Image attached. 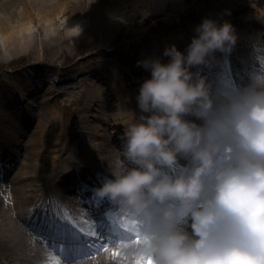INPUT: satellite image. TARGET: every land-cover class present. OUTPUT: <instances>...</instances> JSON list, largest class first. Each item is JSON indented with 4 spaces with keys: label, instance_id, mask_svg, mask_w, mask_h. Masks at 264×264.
<instances>
[{
    "label": "bare ground",
    "instance_id": "obj_1",
    "mask_svg": "<svg viewBox=\"0 0 264 264\" xmlns=\"http://www.w3.org/2000/svg\"><path fill=\"white\" fill-rule=\"evenodd\" d=\"M26 1L28 2L30 0H21V3ZM31 1L35 4L37 10L42 11L41 15L42 17H45L48 24L52 20L47 16V14L52 13V11L56 14L54 17L56 20L54 22L57 26L63 25L62 22L64 21L69 24H73L74 27H78L80 24L84 23L81 16H71V12L74 10V6L71 4V1L73 0ZM163 2L172 3L173 5L179 3L178 0L135 1L137 5L145 6L148 11L151 10V6L159 7ZM11 7L13 6L9 0H3L0 2V15L5 16L4 12L6 9L10 10H8V13H11L13 11ZM143 13L147 14V11H143ZM255 20H263L264 22V12H249L238 17L236 20H229L227 22L225 19L223 22L221 21L214 24L211 21V31L203 30L199 32L198 29H195L188 30L186 34L183 32H176L170 36H160L152 40L151 44L144 45L145 48L156 46V49H158V57H154L151 60L148 59L149 61L146 64V71L150 74L161 75L162 70L166 68L168 72L164 73L165 77L167 74L170 77L172 76V73H175L177 75L175 79L179 78L180 82H184V85L182 84V86L176 87L181 88L183 91L188 93L186 98H192L191 101H187V99H185L187 102L180 105L178 104L179 102L175 101V87H171L165 82L162 84V86L166 88V92L163 93V95L161 94L159 102H161V100L162 102L164 101L163 105L166 106V108H163L162 106H151L152 113L147 116L149 121L147 125L149 128L151 126V132L155 131L154 133L158 136L159 134L160 136L164 133L166 134V140L164 143L162 142V144H159L157 140H155V143H152L151 140L147 139V133L143 132L142 129H138V126L132 122L133 113L127 123L125 121H120L121 114L113 113L108 115L109 111L107 110L111 108L109 107V105H111L110 97L102 94L101 98H97L99 95L95 92L105 87L106 89H111L114 94L113 97L116 99H120L122 97V92L117 91V88H119L118 83L111 84L115 78V74L112 73L110 67L106 65V62L104 61L105 59L98 58L95 62L92 61V63L87 66V69L90 71V73L88 72L90 75L81 79L83 81L82 84L86 83L85 88L82 89V94L85 98L92 99L91 109H88V107L87 109L85 108L86 113L90 111L89 115L87 114L85 117L80 115L79 119L81 121L75 122V126H73V129L70 130L74 133L73 135H75V133L80 131V127H82L84 128V130H81L82 132H87L88 134L92 133L94 136L87 134L88 140H86L83 145L80 143L72 145L73 143L70 144L67 141L68 147L58 149L49 148L47 149V152H54V154H51L48 159L39 160L34 164L31 162V157L34 156L35 151H38L40 148L38 143L40 142L39 137H41L42 134L37 135V133L35 131L32 132L30 128V130H27L26 133L22 134L24 135L23 141H25V138L30 135L29 141L26 139L25 144H23L24 142H20L19 139L12 141L15 131L19 132L20 124L23 125L27 120L29 121L31 103H34V101L30 100L28 104H25V97L30 96V99L32 97L35 99L34 95L37 96L42 88L45 92L52 93L56 90L55 85L58 86V83H63L65 81H61L59 79L58 81L56 79L54 80V83L50 85L48 82L49 77L44 78L48 68L43 65V61L40 58L33 59L36 60V64L33 63L28 65V67H24V69L31 68L28 70L33 71L36 74L35 79L38 82L36 84L30 83V78H33L31 77L34 74L33 72L31 75L30 73H25L23 69H20L15 73V75H17V79L14 81V79L10 76L13 72L8 70L7 73H5L7 80H3L5 83L2 86L3 93L0 91V170H3V168L7 167V165L13 166L15 163L14 160H17V163H19L20 157L18 154L20 153L19 148L21 147L22 149L27 148L30 150L27 151L26 149V157L24 154L25 158H22L24 160L27 159L28 162H30L29 167H32V169L20 166L16 172L12 173V175L8 174L6 184H0V264H46V260H48L49 255L48 250L43 245L39 244L33 235L30 234L29 230H27L28 225L24 223V219L22 220L19 214L21 211L23 213V218L27 219V217H29L28 213H32L33 209L31 206V198H33L35 202L39 201L41 198L40 194H42V192L45 193L47 197L45 205L48 206V204H50L53 209V217L55 216L56 218H60L58 215L60 211L64 210L62 209L64 205L71 217L76 220L80 228L93 229V223L89 222V212H87V210L80 204V201H78L77 193L75 196H71L72 191L71 193L67 192V194L73 198L69 197L70 199H67L65 194L66 192L59 187L57 180L59 179V173L61 176L59 180L63 181L64 184H66L65 186L72 183L73 179L74 182H82V185L87 183L93 189L99 190L101 188L100 183L102 180L105 179L106 181H111L110 178H105V173L112 176L115 175V178L117 179L116 181L121 183V179H125L124 176H122L123 178L120 176V174L123 173V170L119 172V169H117L115 171L114 167H120L121 165V167H123L128 162L133 160L134 157L141 161L143 166H141L142 168L139 167L140 170H136V167H133V169H135L136 172L141 171L143 173V177L146 178V182L153 175L154 171L150 170L149 167L152 162H155L158 164V168L156 169L158 177L161 176V178H164V181H167L168 185L170 184L169 177L171 179L179 172H184L183 165L186 164L195 167L196 170H194L196 172L202 171L203 174L201 175L202 179L199 181V186H202L205 191L209 188V185H206L207 182L212 184L215 181L214 186L209 189L210 191L222 186V189H219L220 192L232 193L229 195L230 198H226L227 201L230 202L232 199H239L240 193L238 190H240V188H232L227 184L232 178L225 175L223 179L216 181L217 178L224 175L222 174L223 170L220 168L213 169L211 166L204 169L196 164L201 163L202 165H205L206 163H210L209 160L204 161L205 158L202 157L203 153L200 151L199 147L212 148V152L207 151V155H215L217 159H219V162L222 160V163H224L225 159L230 158L233 165L238 166L240 164L241 160L236 159L235 157H241V152L244 151V149L240 148V144H236L237 142L243 143V141L240 140L242 139L240 136V124L237 123L235 126L233 125V122H230V124L227 125L223 124V121L233 119V111L236 113H239L240 111L232 110L230 108L231 106L229 100L226 97L221 98V96L217 95V93L215 94L213 92L215 89L210 88L212 86L208 88L205 86V83L201 81L198 82L197 78L200 74H196V77H190L186 73L187 71H191L188 68H185L187 69L186 72L185 70H182L181 73L169 71V68L170 70L172 69L169 66V63L163 58L170 59V61L174 58H178V63L182 62L183 64L187 62L189 58H192V60L198 58V60L203 61L200 65L199 72H204V76L207 80H209V82L216 80L224 83L226 89L231 86L236 89L238 88V90L241 89L238 85L244 87L245 85H241L240 82L245 79H257L262 89L264 88V26L260 27L261 25H257ZM15 25L16 24L13 25V28ZM13 28L11 30L10 27H8L6 31L5 37H7V40L15 42L17 40V36L20 37V40L24 39L25 41L28 39L29 36H27V33L24 32V28H21V30H18L17 32H15ZM15 33H17V36H13ZM186 35H188L192 40L189 41ZM95 53H98V49L93 52V54ZM88 56H90V54ZM97 56H99V54ZM217 57L221 59L222 64H226H223V66L220 64H214L211 60L216 59ZM185 59L186 61H184ZM140 63L144 66L143 60H141ZM111 64L113 66V62H111ZM226 66L227 69H225ZM70 67L72 68V66ZM80 70L81 71H79L80 74L78 76H81V74L83 75L85 72V69ZM227 70H231V72L228 73ZM75 71L76 74L66 78L68 79L66 81L72 83L77 80V73L79 72H77V70ZM109 80L110 87L107 86ZM46 82H48L47 85L45 84ZM170 89H172V91H169ZM238 90H236V92H238ZM31 93L34 95H31ZM100 93H104V90L102 92L100 91ZM239 93L242 94V92ZM214 95L218 96L217 100H219V102H217L216 99L210 100ZM199 98L201 100H198ZM157 99L158 98H151V102H154L155 100L158 102ZM212 101L215 102L212 103L213 105L221 106V109L231 110L232 112L229 113L231 115V119L223 116L221 117L225 119L223 121L211 120L213 116L205 112L204 108L201 110L195 108L198 104L204 105L203 107L211 108L210 106ZM92 102H94V105H92ZM95 105L102 108L101 116L98 115L97 119L102 121L103 124H97L93 128L94 131L90 130L88 132L87 130L91 128L88 117L91 118V116L94 117L97 114H95L92 110V108H95ZM176 106H179V108ZM168 112L169 114L183 113L186 121L175 122L176 120L172 116L169 117L167 115ZM36 115L37 112L35 117ZM206 117H208V119ZM106 122L109 123L110 128L112 129L106 134L101 133L100 131L105 129L103 125ZM85 123H87V126L84 125ZM7 125L12 130L9 133L6 132L3 134V132H5V126L7 127ZM33 127H36V124L33 125ZM218 127H222V129H219ZM160 129H164V131L161 132ZM213 130H218L220 132L225 130L227 133L222 131L224 137H221L220 135L213 137L210 135V132ZM110 132H112L115 138H111ZM148 134L151 135L149 132ZM121 138L124 140V143L133 147L131 152L133 159L130 156L123 160L120 159V156L125 152L115 148L112 143L117 141L120 142ZM59 139H62V137H59ZM98 139L101 140L99 141ZM220 139L223 140L220 141ZM57 141L60 146L62 141ZM146 141H148V143H146ZM171 142H173L174 145H172ZM10 144H13V149L10 148ZM54 144L55 143L52 144V147H54ZM175 145L177 149L174 150L173 154H170L169 150L174 148ZM166 147H169L168 150ZM229 148H232V151L229 150ZM5 151L6 153H4ZM142 151H146L147 153L143 154ZM229 151L231 153L228 156L226 154ZM63 153L67 155V157H65ZM75 153L79 154L77 155L78 160L72 158ZM62 155L65 157V161L67 162L63 160L61 163H58L57 158L62 157ZM172 158L179 162L178 164L181 165L182 168L181 166L176 169L166 167L165 162L169 163ZM96 162L99 163L96 164ZM17 163L15 167L18 166ZM51 168L52 170L50 171V176H48L47 173L49 170L48 172H45V170ZM187 169L192 170L190 167L186 166V170ZM0 173L1 178L3 172ZM88 173L92 178H89L86 175ZM240 173L241 172H239V174ZM255 175L256 173L251 176V179L254 180ZM176 176L179 177V175ZM187 177V179L190 178V180H192L191 178H195V176L193 177L189 174H187ZM183 178L186 180V177ZM52 179L54 181H52ZM245 179L246 177L241 175V177L236 178V182L245 183ZM263 183L264 182H262V184ZM79 186L80 184H77V187ZM49 187L57 190L58 194L55 196L54 191L48 189ZM98 192L101 194V191ZM50 199L51 201H49ZM86 207L88 206L86 205ZM231 211L233 216L232 214L226 215L222 219L224 222L222 220L220 221L215 219L208 222L207 226L210 228L212 235L210 241L206 242L205 238L207 234L201 227L194 226L192 231H187L188 229L186 228L190 227L191 222H181L179 224L180 228L185 229L184 231L176 228L175 231H166L162 233L161 236L165 237V242H168L170 246L176 249L183 248L184 245L189 243L187 244V247H192V249H190L192 253L201 254L200 258L203 260V263L201 262L202 264H218L222 262L229 264H249L259 262V264H264V203L259 206L251 200L244 198L241 200V203L237 206V208L232 207ZM32 215L31 218L34 219ZM63 215L65 214L63 213ZM192 220L194 221V219ZM69 224L72 223L70 222ZM189 234L191 236H189ZM204 242L208 243L207 245L217 242L218 246L209 249L203 247L200 248ZM187 250H189V248H187ZM110 253H112L110 250L107 253L102 252L94 257L93 260L74 264H135L134 262L131 263L129 261V254H131L134 258L140 257L141 254L140 252L134 251V249H128L126 251L127 255L119 254L120 256L118 257H115V255H111ZM188 256L194 257L193 255ZM219 256L227 257V259L218 260ZM141 258L142 260L136 264H150L147 262V253H143Z\"/></svg>",
    "mask_w": 264,
    "mask_h": 264
},
{
    "label": "rangeland",
    "instance_id": "obj_2",
    "mask_svg": "<svg viewBox=\"0 0 264 264\" xmlns=\"http://www.w3.org/2000/svg\"><path fill=\"white\" fill-rule=\"evenodd\" d=\"M2 1L3 0H0V2ZM135 1L136 0H73L71 4L74 6V10L71 12V16H81L84 20L83 24L74 27L73 24H69L66 21L62 22L63 25L57 26L54 22L56 20V18L54 19L56 14L53 11L47 14L52 20L48 24L45 17L41 15L42 11L37 10L35 4L31 0L23 3H21V0H9V2L12 3L13 7L11 8L13 11L8 13L9 9H6L4 12L5 16L0 15V91H2V86L5 84L3 80H7L5 73H7L8 70L13 72L10 76L16 81L17 75H15V73L27 66L35 58H40L43 61V65L48 68L46 74L50 76L48 78L50 85L54 83L53 79L65 81L63 83H58V86L55 85L56 90L52 93L45 92L41 87L42 89L37 96L31 93V95L35 96V99L33 97L30 99V96L25 97V104L32 100L37 103V105H35L36 107L34 106L32 110L33 116L30 121L31 123L25 122L23 125L20 124L19 132L15 131V135L12 133V141L19 139L20 142H24L23 144H25L26 139L29 141L30 135L23 141L24 135L22 134L26 133L30 128L32 132L35 131L37 135L42 134V136L39 137L40 142L38 143L40 148L38 151H35L34 156L31 157V162L34 164L39 160L48 159L51 154H54V152H47L49 148L58 149L68 147L67 141L70 144L73 143L72 145L78 143L83 145L86 140H88V133L81 131L84 130V128L80 127V131L75 133V135H73L74 133L70 130L75 126V122L73 124V121L78 122V117L80 118V115L83 117L87 114L89 115L90 111L86 113L84 112V108L89 107V109H91L90 103L92 99L85 98L82 94V89L85 88L86 83L82 84L83 81L81 79L90 75L87 66H89L92 61L95 62L96 59L99 58L97 56L98 53L101 58L108 60L106 65L110 67V70L116 75L111 84H119L117 91L122 92V97L116 99L113 97L114 94L111 89L109 90L104 87L95 92L99 95L97 98H101L102 94L110 97L111 105H109V107L111 108L107 110L109 111L108 115L113 113L122 114L125 120L128 121L133 113V122L141 125L142 115L140 112L142 106L144 107L143 109L149 108V111H152L150 106H162L166 108V106L163 105L164 101L162 102L161 100V102H159L161 94L163 95V93L166 92V88L162 86L164 82L171 87H175V101L179 102L178 104H185V102L192 100L191 97L186 98L188 95L186 91L176 87L182 86V84L184 85V82H180L179 78L175 79V77H177L175 73H172L170 77L167 74L165 77L164 73L168 72L166 68L162 70L161 75L150 74L146 71V64L148 61L154 57H158V49H156V46L153 47L152 51L150 49H145L143 47L144 44L164 34L173 35L176 32H183L186 34L188 30L195 29H198L199 32L203 30L211 31V21L214 24L221 22L222 18L226 15L234 17L237 13L256 10L258 7L264 8V0H178L179 3L176 5L163 2L159 7L151 6V10L148 11L145 6L137 5ZM143 11H147V14H144ZM14 24L16 25L13 28ZM8 27H10L11 30L13 28L15 32L24 28V32L29 36L28 39L25 41L24 39L20 40V37L15 33L16 35H13L17 36L15 42L7 40L5 34ZM186 36L189 41L192 40L188 35ZM97 49V54L88 56L91 50ZM217 58L211 61L219 65L221 64V59ZM163 59L169 63L172 69L170 70L169 68V71L181 73L185 68L190 69L191 71H185L190 77H196L195 72L199 68V62L200 65L203 62L198 59L192 60V58H189L187 62L183 64L182 62L178 63V58H174L171 61L167 58ZM141 60L144 61V66L140 63ZM111 62H113V66ZM70 66H72V68ZM80 69H85V72L83 75L81 74V76H78L80 74L79 71H81ZM75 70L79 72L77 73V80L72 83L66 81L68 80L66 78L76 74ZM203 80L204 78L202 79L201 76L197 78L198 82L201 81L204 83ZM32 83L36 84V82L33 81ZM45 84L47 85L48 82ZM208 85L210 86V84ZM208 85H206V87L209 88ZM107 86L110 87V82L107 83ZM212 86L214 87V84ZM217 86L218 85L215 84L216 88ZM258 87L259 85L256 86V88ZM103 90L104 93H100V91L102 92ZM169 91H172V89ZM213 92L215 93L218 91L214 90ZM257 94L259 93H255L254 97H258ZM217 97V95H214L210 100H217ZM151 98H158V102L156 100L151 102ZM200 98L198 100H201ZM185 99H187V101ZM260 99L262 98L260 97ZM92 103V105H94V102ZM201 106L200 104L197 105L198 108ZM176 107L179 108V106ZM101 109L102 108L98 107V105L92 108L93 112L97 114L94 116L95 118L92 116L91 118L88 117L91 127L87 130L88 132L90 130L94 131L93 128L97 124H103L102 121L97 119L98 115L101 116ZM262 109L263 108L260 110ZM36 112L37 118L35 117ZM167 115L169 117L172 116L176 120L175 122L186 121L183 113L169 114L168 112ZM35 124L36 127H33ZM84 125L87 126V123ZM103 126L105 129L101 130V133L106 134L112 129L107 122ZM11 130L12 129L7 125V127L5 126V132H3V134L6 132L9 133ZM249 131V136H245L246 144L244 148L251 150L254 146L255 149L262 153L264 151L263 122L258 123V121L252 120ZM110 133L111 137H113L112 132ZM88 135L94 136L92 133ZM59 137H62V139H59ZM57 140L62 141L60 146ZM98 140L100 141L101 139ZM53 143H55L54 147H52ZM12 145L13 144H10L11 147ZM72 145L71 147L73 148ZM26 149L27 148H19L21 154L20 160L18 166L15 167L12 173L16 172L20 166L32 169V167H29L30 162H28L27 159H23L26 157L27 151H30L29 149L26 151ZM63 155L65 157L67 156L64 153ZM64 156L61 158H65ZM61 158H57V161ZM97 163L99 162H96V164ZM117 169L118 167L115 166L114 170L116 171ZM48 170L50 169L45 170V172ZM217 199L219 200L216 202L214 200L207 205V207H210L211 212L208 216V221L211 219H218L221 221L223 216L220 217L221 214L219 211L227 212V208L224 207L225 203H223L222 199ZM228 213L233 214L230 211H228ZM205 233L207 234L205 238L206 242L210 241L212 236L211 231H205ZM206 242L203 243V248H206L208 244ZM210 246L211 248L217 247L218 243L213 242Z\"/></svg>",
    "mask_w": 264,
    "mask_h": 264
}]
</instances>
